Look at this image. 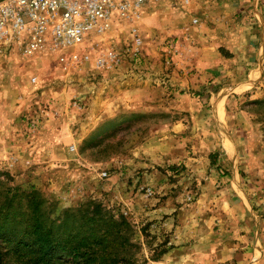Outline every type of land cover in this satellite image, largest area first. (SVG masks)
<instances>
[{
	"label": "rangeland",
	"instance_id": "obj_1",
	"mask_svg": "<svg viewBox=\"0 0 264 264\" xmlns=\"http://www.w3.org/2000/svg\"><path fill=\"white\" fill-rule=\"evenodd\" d=\"M189 4L150 0L128 18L113 14L71 66L49 54L0 58V191L34 187L60 213L100 204L129 222L147 264L170 242L169 225L156 221L200 220L209 170L230 174L234 160L201 145L206 132L218 133L217 85H192L188 64L178 68L191 39L170 21ZM235 108L241 127L232 104L224 131L240 137V184L264 216V73Z\"/></svg>",
	"mask_w": 264,
	"mask_h": 264
},
{
	"label": "crops",
	"instance_id": "obj_2",
	"mask_svg": "<svg viewBox=\"0 0 264 264\" xmlns=\"http://www.w3.org/2000/svg\"><path fill=\"white\" fill-rule=\"evenodd\" d=\"M232 1L190 0L185 12L172 14L171 30L178 37L187 33L191 39L183 44V62H178V68L188 64L193 71L192 85L205 81L217 85L211 93V109L218 133L206 132L201 145L208 154L221 150L220 159L232 164L234 160V166L226 175L209 170L210 178L198 202L204 211L200 220L156 221L160 226L169 225L170 242L153 264H264V216L258 213L260 208L255 210L251 194L240 184L236 167L240 137L234 134L232 138L224 131L232 104L234 128L241 127L238 122L243 114L235 108L236 99L249 94L264 73V0ZM193 19L197 23L191 26ZM180 110L188 113L187 108Z\"/></svg>",
	"mask_w": 264,
	"mask_h": 264
},
{
	"label": "trees",
	"instance_id": "obj_3",
	"mask_svg": "<svg viewBox=\"0 0 264 264\" xmlns=\"http://www.w3.org/2000/svg\"><path fill=\"white\" fill-rule=\"evenodd\" d=\"M133 238L129 222L100 204L60 213L34 187L0 191V264H147Z\"/></svg>",
	"mask_w": 264,
	"mask_h": 264
},
{
	"label": "built area",
	"instance_id": "obj_4",
	"mask_svg": "<svg viewBox=\"0 0 264 264\" xmlns=\"http://www.w3.org/2000/svg\"><path fill=\"white\" fill-rule=\"evenodd\" d=\"M149 1L0 0V58L13 51L49 54L71 66L79 61L74 51L104 32L113 14L128 18Z\"/></svg>",
	"mask_w": 264,
	"mask_h": 264
}]
</instances>
